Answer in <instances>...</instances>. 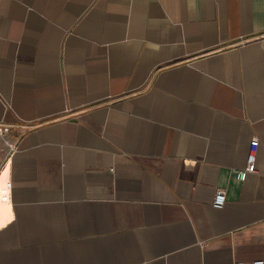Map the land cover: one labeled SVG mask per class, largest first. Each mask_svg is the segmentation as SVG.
Masks as SVG:
<instances>
[{
	"label": "crops",
	"instance_id": "0c3cea01",
	"mask_svg": "<svg viewBox=\"0 0 264 264\" xmlns=\"http://www.w3.org/2000/svg\"><path fill=\"white\" fill-rule=\"evenodd\" d=\"M0 126V264L264 261V0H0Z\"/></svg>",
	"mask_w": 264,
	"mask_h": 264
},
{
	"label": "built area",
	"instance_id": "2783aa9c",
	"mask_svg": "<svg viewBox=\"0 0 264 264\" xmlns=\"http://www.w3.org/2000/svg\"><path fill=\"white\" fill-rule=\"evenodd\" d=\"M10 132V128L6 126H0V136L3 137ZM8 145L11 156L17 151L18 147L16 144L6 142ZM259 150V139L255 138L251 143L250 153L247 159V164L244 169L237 170V178L241 181H245L250 174H257L259 172L257 167V154ZM227 202V191L226 189H218L213 201V207L221 209ZM264 224V223H263ZM238 264H264V261H255L250 263H238Z\"/></svg>",
	"mask_w": 264,
	"mask_h": 264
},
{
	"label": "rangeland",
	"instance_id": "374dc122",
	"mask_svg": "<svg viewBox=\"0 0 264 264\" xmlns=\"http://www.w3.org/2000/svg\"><path fill=\"white\" fill-rule=\"evenodd\" d=\"M3 143L5 144L6 147H8V145L6 144V141H3Z\"/></svg>",
	"mask_w": 264,
	"mask_h": 264
}]
</instances>
